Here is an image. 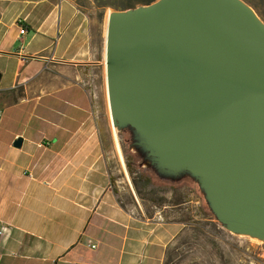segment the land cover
Returning <instances> with one entry per match:
<instances>
[{
    "label": "crops",
    "instance_id": "0c3cea01",
    "mask_svg": "<svg viewBox=\"0 0 264 264\" xmlns=\"http://www.w3.org/2000/svg\"><path fill=\"white\" fill-rule=\"evenodd\" d=\"M104 75L73 0H0V264H164L180 225L120 202Z\"/></svg>",
    "mask_w": 264,
    "mask_h": 264
},
{
    "label": "water",
    "instance_id": "95a60500",
    "mask_svg": "<svg viewBox=\"0 0 264 264\" xmlns=\"http://www.w3.org/2000/svg\"><path fill=\"white\" fill-rule=\"evenodd\" d=\"M249 9L157 0L114 11L105 79L113 124L132 128L166 173L197 179L229 230L264 238V24Z\"/></svg>",
    "mask_w": 264,
    "mask_h": 264
},
{
    "label": "rangeland",
    "instance_id": "374dc122",
    "mask_svg": "<svg viewBox=\"0 0 264 264\" xmlns=\"http://www.w3.org/2000/svg\"><path fill=\"white\" fill-rule=\"evenodd\" d=\"M73 1L89 20L105 68L107 17L114 11L100 6H123L128 0ZM240 1L264 24V0ZM113 129L125 168L116 170L114 176L120 202L145 220L180 225V233L167 247L164 264H264V238L229 230L204 202V193L191 175L166 173L152 158L150 149L143 145L129 147L131 138L141 142L132 128L116 122ZM176 203L181 204L173 207Z\"/></svg>",
    "mask_w": 264,
    "mask_h": 264
},
{
    "label": "trees",
    "instance_id": "16d2710c",
    "mask_svg": "<svg viewBox=\"0 0 264 264\" xmlns=\"http://www.w3.org/2000/svg\"><path fill=\"white\" fill-rule=\"evenodd\" d=\"M157 0H128L124 3L123 6H110V5H106V6H103L101 5L100 8L101 9H105L106 7L108 8H111L113 11H125V10H128V9H135L136 7L138 6H146V5H150L154 2H156ZM96 2V1H95ZM25 28V27H24ZM129 147H134V146H138L139 143H136L134 141V139H130L129 141H127ZM129 165L127 164V167ZM195 180V184L196 186L198 187V189L203 192V190L201 189V184L200 182L197 180V179H194ZM203 200L206 204H208V202L206 201V198H205V194H203ZM181 203H176L173 205V207H177L179 206ZM209 205V204H208Z\"/></svg>",
    "mask_w": 264,
    "mask_h": 264
},
{
    "label": "bare ground",
    "instance_id": "6f19581e",
    "mask_svg": "<svg viewBox=\"0 0 264 264\" xmlns=\"http://www.w3.org/2000/svg\"><path fill=\"white\" fill-rule=\"evenodd\" d=\"M249 10H250V9H249ZM250 11L252 12V10H250ZM130 125H132V126H136L134 122H130ZM154 148H155V152H154L155 156L159 155V153L162 152L161 149H160L158 146L155 145ZM175 164H176V165H179L180 167H182V166H181V165H182L181 161H179V160H177V159L175 160Z\"/></svg>",
    "mask_w": 264,
    "mask_h": 264
},
{
    "label": "built area",
    "instance_id": "2783aa9c",
    "mask_svg": "<svg viewBox=\"0 0 264 264\" xmlns=\"http://www.w3.org/2000/svg\"><path fill=\"white\" fill-rule=\"evenodd\" d=\"M20 35H24L25 34V28H21L19 31ZM0 124H1V115H0ZM4 236V229L2 228V226H0V238ZM94 248V247H91Z\"/></svg>",
    "mask_w": 264,
    "mask_h": 264
}]
</instances>
